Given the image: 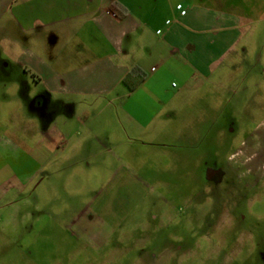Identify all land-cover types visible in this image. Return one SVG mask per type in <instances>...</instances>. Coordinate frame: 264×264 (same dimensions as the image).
I'll use <instances>...</instances> for the list:
<instances>
[{
	"label": "rangeland",
	"instance_id": "rangeland-1",
	"mask_svg": "<svg viewBox=\"0 0 264 264\" xmlns=\"http://www.w3.org/2000/svg\"><path fill=\"white\" fill-rule=\"evenodd\" d=\"M253 20L259 37L204 87L170 61L148 79L135 68L131 98L53 93L41 108L18 30L0 28V132L36 122L39 146L51 120L63 136L38 162L0 156V264H264V20Z\"/></svg>",
	"mask_w": 264,
	"mask_h": 264
},
{
	"label": "crops",
	"instance_id": "crops-1",
	"mask_svg": "<svg viewBox=\"0 0 264 264\" xmlns=\"http://www.w3.org/2000/svg\"><path fill=\"white\" fill-rule=\"evenodd\" d=\"M254 18L264 20V0H181L176 7L170 0H0V28L18 30L24 68L31 67L44 85L33 98L37 108L49 107L53 93L69 95L73 105L74 99L131 98L139 88L126 93L129 72L145 70L148 79L170 61L189 69L186 86L204 87L232 53L246 52L259 37ZM181 93L182 88L172 97ZM159 102L165 107L172 101L160 96ZM50 121L41 122L45 143L39 146L38 133H28L36 122L19 127L17 135L0 132V156L24 153L38 162V156L52 154L63 136ZM25 173L23 182L30 184L38 169Z\"/></svg>",
	"mask_w": 264,
	"mask_h": 264
},
{
	"label": "trees",
	"instance_id": "trees-1",
	"mask_svg": "<svg viewBox=\"0 0 264 264\" xmlns=\"http://www.w3.org/2000/svg\"><path fill=\"white\" fill-rule=\"evenodd\" d=\"M135 71L136 70L129 72L123 79L124 84H126L130 90H133L135 87H137L143 78L142 75H140L138 72L135 73ZM138 71L140 72V70Z\"/></svg>",
	"mask_w": 264,
	"mask_h": 264
}]
</instances>
